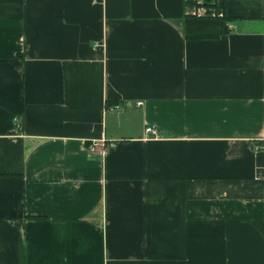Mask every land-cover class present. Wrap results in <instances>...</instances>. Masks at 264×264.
<instances>
[{"label": "crops", "instance_id": "0c3cea01", "mask_svg": "<svg viewBox=\"0 0 264 264\" xmlns=\"http://www.w3.org/2000/svg\"><path fill=\"white\" fill-rule=\"evenodd\" d=\"M0 264H264V0H0Z\"/></svg>", "mask_w": 264, "mask_h": 264}, {"label": "built area", "instance_id": "2783aa9c", "mask_svg": "<svg viewBox=\"0 0 264 264\" xmlns=\"http://www.w3.org/2000/svg\"><path fill=\"white\" fill-rule=\"evenodd\" d=\"M114 109H118L120 106L118 104H115L112 106ZM145 133L152 134L154 137L158 136V129L153 125H147L145 127ZM101 144H98L97 142L93 143L92 149H96V147H100Z\"/></svg>", "mask_w": 264, "mask_h": 264}, {"label": "trees", "instance_id": "16d2710c", "mask_svg": "<svg viewBox=\"0 0 264 264\" xmlns=\"http://www.w3.org/2000/svg\"><path fill=\"white\" fill-rule=\"evenodd\" d=\"M211 36V35H210ZM209 35H196L194 36L195 38H203V37H210ZM116 104V103H115ZM32 218H35V219H40L42 218L41 216H31Z\"/></svg>", "mask_w": 264, "mask_h": 264}]
</instances>
